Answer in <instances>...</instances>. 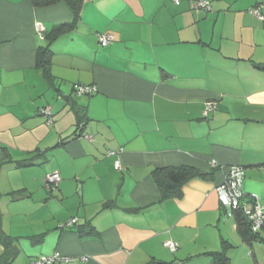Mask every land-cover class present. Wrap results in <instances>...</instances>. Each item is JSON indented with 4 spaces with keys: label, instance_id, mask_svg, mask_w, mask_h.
<instances>
[{
    "label": "crops",
    "instance_id": "obj_1",
    "mask_svg": "<svg viewBox=\"0 0 264 264\" xmlns=\"http://www.w3.org/2000/svg\"><path fill=\"white\" fill-rule=\"evenodd\" d=\"M194 1H85L75 30L51 45L46 79L37 51L71 11L0 0V232L10 264L54 254L68 260L57 264H213L223 251L228 264H264V245L241 239L216 190L238 166L242 191L264 207V72L255 68L264 0H206L208 10ZM100 34L111 43L102 47ZM177 167L210 176L161 198L153 172Z\"/></svg>",
    "mask_w": 264,
    "mask_h": 264
},
{
    "label": "trees",
    "instance_id": "obj_2",
    "mask_svg": "<svg viewBox=\"0 0 264 264\" xmlns=\"http://www.w3.org/2000/svg\"><path fill=\"white\" fill-rule=\"evenodd\" d=\"M32 7L38 9H44L52 7L58 3H64L72 13V20L69 23L57 25L52 28V30L45 35L46 46L37 51L36 55V66L43 70V74L46 79H49V67L51 60V45L59 37L65 36L75 30L77 23L80 20V12L83 4L87 0H28ZM257 70L264 72V63L255 66ZM77 87V86H76ZM76 115H80V111L77 108H73ZM77 126L82 125L81 116L79 117ZM212 175V174H211ZM209 177L210 175L201 173L197 170L187 168V167H177V168H162L157 169L153 172L154 181L158 187L161 198H168L173 191L180 185L186 183L188 180L194 177ZM242 190V186H241ZM243 192V191H242ZM244 197L241 200V205L238 211H234V221L236 225V231L241 237V239L247 243L252 244L253 242H258L264 245V226L257 232H253L251 229L250 221L242 213L241 207L243 204L253 203L255 201L252 195H246L244 192ZM0 245L4 248V254L0 258V264H10L12 263L13 257L15 255L14 251L9 245V238L4 236L0 232ZM213 264H228L229 259L227 258L225 252L212 253Z\"/></svg>",
    "mask_w": 264,
    "mask_h": 264
},
{
    "label": "built area",
    "instance_id": "obj_3",
    "mask_svg": "<svg viewBox=\"0 0 264 264\" xmlns=\"http://www.w3.org/2000/svg\"><path fill=\"white\" fill-rule=\"evenodd\" d=\"M175 5L179 4V0H173ZM193 5L197 9L208 10L209 4L206 0H196L193 2ZM256 13H258L256 11ZM38 32H42V27L38 24L36 26ZM98 42L102 47L107 46L112 41V36L109 34H100L97 36ZM75 92L78 95H90L96 92L94 87L88 86H77L75 87ZM213 105H208V110H212ZM47 116L51 117L49 110L43 111ZM51 122V120H50ZM87 138V137H86ZM115 170H120V164L118 161L114 164ZM211 168L216 169L217 165L213 161L211 162ZM243 170L238 166H231L228 170L227 175L225 176L224 181L219 184L216 188L219 194V204L220 207L224 210L226 216L233 217L234 211H238L241 205V200L244 197V194L241 190L242 181H243ZM60 181L59 173L54 172L47 176L45 181V188L51 192L54 191ZM252 198L255 199L253 203L243 204L242 213L250 221L251 229L253 232H257L264 226V207L257 202V198L252 195ZM76 224V219L68 221L63 227L70 228ZM163 246L167 248L170 252H175L177 250V245L171 241H166L163 243ZM60 262L67 263L68 260L59 256V254H54L51 257H43L34 261V264H57Z\"/></svg>",
    "mask_w": 264,
    "mask_h": 264
}]
</instances>
